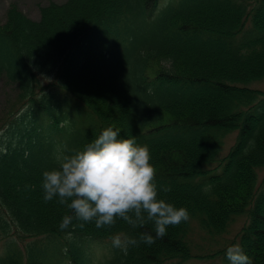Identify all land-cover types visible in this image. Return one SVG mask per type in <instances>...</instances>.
<instances>
[{
    "label": "trees",
    "instance_id": "1",
    "mask_svg": "<svg viewBox=\"0 0 264 264\" xmlns=\"http://www.w3.org/2000/svg\"><path fill=\"white\" fill-rule=\"evenodd\" d=\"M259 1L264 3V0ZM97 2L67 0L62 5L51 3L40 8L37 21L27 18L16 4L9 6L5 20L0 24V70L6 71L7 77L17 81L18 100L33 97L36 79L32 66L47 73L54 66L60 65L65 57L64 51H61L67 46L71 34L76 32L84 18L85 23L87 17L91 16V13L85 16H81V13L102 4L112 6L115 0ZM154 2L141 0L142 4H134L148 8ZM191 3L181 5L178 10L166 11L156 18L152 25L156 27L157 33L146 45L148 50H163V34L168 29L170 32H182L183 38L188 39L184 48L170 46L157 55L132 52L127 56L110 59L103 56L98 62L101 66L98 73L105 75L96 81L95 87L101 91L99 107L102 106L103 113L117 125L121 124L119 116L123 114L132 117L133 113H140L144 117L149 109L165 104L166 115L162 118L161 113L157 119L159 125L154 127L183 126L197 130L187 138L158 142L149 139L145 140V144L150 148V162L157 170L155 182L160 189V197L177 208H186L190 219L198 220L202 230L217 235L226 230L232 211L237 210L248 196L254 184L255 167L264 163V116L255 119L244 111L262 92L230 86L224 81L263 78L264 48L252 50L253 53L243 57L230 56L214 47L217 40H210L208 47L196 49L193 43L196 34L204 31L222 33L227 27L224 23L228 21L229 26H232L229 27L232 34L240 31L242 11L216 8L200 13L196 12L197 8ZM175 12L181 14L176 15ZM254 18L258 32L256 38L264 46V10ZM257 54L260 57H255ZM148 66H151L154 76L150 82L157 83V89L165 90L169 96L166 94L159 100L151 98L150 95L157 93L144 85L147 80L142 74ZM85 71L87 75V60ZM173 77L177 80L172 81ZM63 79L68 85L74 83L81 86L91 97H98V93L93 92V86H87L88 90L83 87L82 70L76 68L73 59L64 66ZM117 81L124 83L126 93L121 89L118 92L112 90L116 85L121 86ZM181 81L197 84L198 87L194 89L188 86L181 96H170V85ZM203 98L208 99L205 101ZM223 100L226 102V111L219 114L218 107ZM144 124L149 127V121ZM233 130H239L240 136L229 156L226 173L219 178H207V165L201 167L202 163L209 158L215 159L220 136L223 132ZM39 134L36 129H28L27 141L21 137L17 143L8 147L6 153L0 152V200L11 211L14 224L28 235L60 231L59 224L68 212L55 200L44 202L42 174L57 166L55 156L58 148L52 142L41 139L35 141L34 138ZM206 184L209 185L208 190L203 189ZM169 187L170 191H163ZM5 219L0 215V235L7 233L10 227ZM190 219L178 226H169L167 234L151 246L140 244L132 247L126 264H154L164 254L184 253L187 248L183 240L188 235ZM122 226H128L132 236H138L141 232L154 235L151 223L133 229L123 220H117L111 228L97 229L94 223H88L83 229H76L91 234H108ZM251 232L255 239L246 238V247L253 256L252 264H264L263 213L257 215ZM10 264L17 263L13 261Z\"/></svg>",
    "mask_w": 264,
    "mask_h": 264
},
{
    "label": "clouds",
    "instance_id": "2",
    "mask_svg": "<svg viewBox=\"0 0 264 264\" xmlns=\"http://www.w3.org/2000/svg\"><path fill=\"white\" fill-rule=\"evenodd\" d=\"M66 153V145L57 149V167L44 171L41 181L44 202L55 200L68 210L59 224L61 231L83 229L88 223L97 229L111 228L117 220L133 229L153 224L154 235L119 232L111 237L112 246L127 255L130 247L151 246L167 234L169 226L190 219L186 208L160 197L150 148L138 144L135 136L122 138L118 128L108 126L82 149ZM65 238L71 240L72 232ZM225 255L228 264H252L238 244L229 246Z\"/></svg>",
    "mask_w": 264,
    "mask_h": 264
},
{
    "label": "rangeland",
    "instance_id": "3",
    "mask_svg": "<svg viewBox=\"0 0 264 264\" xmlns=\"http://www.w3.org/2000/svg\"><path fill=\"white\" fill-rule=\"evenodd\" d=\"M12 1L14 0H0V23L4 21L6 8L10 3H12ZM15 1H17V4L23 11H25L29 16L33 17L34 19L38 18L36 3L46 2V0H15ZM99 1L100 0H98V2ZM96 9L97 7H92L90 8L89 11L86 12L83 11L81 13L82 14L81 16H85L89 13H92ZM254 85L258 87L260 86L264 87V82L256 81L254 82ZM15 94H16L15 87L6 82H3L2 78H0V120L4 118V116L6 115V110L9 108L12 101L15 100ZM203 99L206 101L208 98H203ZM218 108H219V114L226 111L225 100H223V103H221V105Z\"/></svg>",
    "mask_w": 264,
    "mask_h": 264
}]
</instances>
